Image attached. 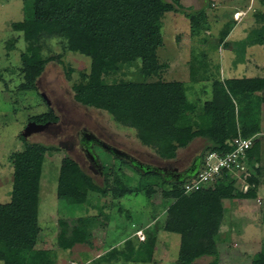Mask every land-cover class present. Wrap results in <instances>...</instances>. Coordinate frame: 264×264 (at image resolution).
I'll use <instances>...</instances> for the list:
<instances>
[{"label":"rangeland","instance_id":"obj_1","mask_svg":"<svg viewBox=\"0 0 264 264\" xmlns=\"http://www.w3.org/2000/svg\"><path fill=\"white\" fill-rule=\"evenodd\" d=\"M181 2L193 7L192 10L181 9L187 12L204 8L205 25L195 34L190 31L188 19L183 14L165 13L161 29L162 46L157 54L159 62L167 65L162 77L179 80L188 86L187 96L198 110L204 101L212 97L214 81L223 84L229 78L264 76V45L247 47L245 41L252 29L264 27V0ZM23 15V0H0V203L10 201L14 170L12 156L27 144H41L47 149L39 181L38 236L27 241L11 239L8 244L51 251L54 264H175L180 245L178 234L156 229V241L150 257L142 252L140 243L145 241L149 225L158 220L161 226L163 222L166 204L162 199L161 179L164 176L178 177V174L191 169L194 159L203 150L205 140L195 138L187 147L179 149L175 158L160 159L155 150L137 139L133 128L119 125L109 113L84 106L74 99L72 87L83 81L82 75L88 73L90 58L64 51L57 40L50 41L44 48L43 54L49 60L36 79V90H21L20 53L25 50L26 43L22 32L14 31L11 24L21 21ZM256 15H261L263 19ZM11 41L14 46L9 48L8 42ZM139 66V59H123L104 70L101 78L106 83L143 81ZM192 67L194 77L190 71ZM43 94L58 121L49 124L44 131L22 139L20 134L28 121L50 110ZM263 98L264 91L248 98L249 103L258 105L262 125L261 135L255 138L259 143L255 157L260 162L261 180L257 195L253 199L224 202V217L220 231L214 237V245L206 239L201 241L195 259L197 264L212 262L214 253L218 255V264H249L264 244ZM82 132L93 133L102 142L125 152L140 167L164 170V176H142L133 162L116 157L102 146L90 145L89 153L97 160V164L93 165L80 145ZM74 164L95 184L103 186L106 182L109 192L111 187L120 190L123 185L131 193L121 198L112 193L107 196L87 193L82 205L68 204ZM231 175L234 180L231 190L245 192L248 166ZM115 178L121 182L118 187L114 185ZM78 218L81 220L77 221ZM60 220L66 222L68 234L65 235L70 240L73 239L70 232L72 224L80 223L89 233L88 241L69 249L63 248L57 240ZM140 229L144 240L136 235ZM130 244L134 250H129ZM0 264L3 263L0 261Z\"/></svg>","mask_w":264,"mask_h":264},{"label":"trees","instance_id":"obj_2","mask_svg":"<svg viewBox=\"0 0 264 264\" xmlns=\"http://www.w3.org/2000/svg\"><path fill=\"white\" fill-rule=\"evenodd\" d=\"M167 12L183 14L188 19L190 31L195 34L206 22L204 8L187 12L169 0H23V19L13 22L11 28L22 32L26 43L25 50L20 53L21 90H36V79L49 60L43 54L44 48L50 41L57 40L64 51L90 58L88 73L82 75L83 81L72 87L74 99L84 106L109 113L119 125L133 128L137 139L155 150L160 159L175 158L177 151L187 147L195 138L205 140L203 150L194 159L191 169L179 177L167 178L164 170L140 167L138 162L131 160L142 176H164L160 186L166 204L163 222L161 226L158 220L149 225L145 241L140 243L142 252L151 256L156 229H159L180 236L175 264H197L195 259L201 241L206 239L214 245V237L220 231L224 217V202L256 197L261 181L260 162L255 157L259 143L254 139L256 144L253 143L244 153L243 163L249 171L245 192L231 190L234 180L230 171H223L212 188L185 193L184 184L202 167L210 152L219 155L230 152L233 147L229 142L239 134L255 138L261 135L260 109L253 102L249 103L248 98L264 91V76L229 78L223 84L214 81L212 97L198 110L187 96L188 86L179 80L162 77L167 65L159 62L157 52L162 46V19ZM256 17L262 18L261 15ZM245 41L247 47L264 45V27L252 29ZM13 46L12 41L8 42L9 48ZM123 59H139L144 80L104 82L102 72ZM190 71L193 76L194 68ZM149 78L155 79L150 81ZM30 121L49 125L57 123L58 116L50 107L48 113ZM20 135L25 138L22 133ZM46 149L41 144H27L12 156L14 170L10 201L0 203V261L3 264H54L51 251L8 244L11 239L35 240L40 231L39 181ZM70 182L68 204L72 206L82 205L87 193L102 196L112 193L118 198L131 193L122 184L120 190L113 186L109 192L106 182L103 186L95 184L76 164L71 170ZM114 183L118 187L121 182L115 178ZM66 226V222L59 221L57 240L63 248L69 249L88 241L89 233L82 224H72L71 240L65 235L68 234ZM130 245L129 250H134ZM121 254L125 256V253ZM214 255L215 259L208 264H218V255ZM249 264H264V244Z\"/></svg>","mask_w":264,"mask_h":264},{"label":"built area","instance_id":"obj_3","mask_svg":"<svg viewBox=\"0 0 264 264\" xmlns=\"http://www.w3.org/2000/svg\"><path fill=\"white\" fill-rule=\"evenodd\" d=\"M255 136L243 137L240 134L234 137L229 145L233 147L230 152L219 155L210 152L206 155L204 164L199 168L191 179L184 184V192L189 193L200 189H207L215 185L221 177L223 171L235 172L243 170L245 164L243 159L245 151L254 143ZM140 240H144L142 230L136 231Z\"/></svg>","mask_w":264,"mask_h":264},{"label":"water","instance_id":"obj_4","mask_svg":"<svg viewBox=\"0 0 264 264\" xmlns=\"http://www.w3.org/2000/svg\"><path fill=\"white\" fill-rule=\"evenodd\" d=\"M173 3L178 9H185V10H192L193 9L192 6H184L179 1H174ZM43 97L46 100L47 104L49 105L50 102L44 94H43ZM47 126H48V124H39V123H36L35 121H29L23 129L22 135L24 137H27V136L31 135L32 133L42 132L47 128ZM102 147H104L106 150L110 149L112 151V153H114L115 155H117L119 157L129 158V156L125 152H123L120 149H117L115 147H111L104 142L102 143Z\"/></svg>","mask_w":264,"mask_h":264},{"label":"flooded vegetation","instance_id":"obj_5","mask_svg":"<svg viewBox=\"0 0 264 264\" xmlns=\"http://www.w3.org/2000/svg\"><path fill=\"white\" fill-rule=\"evenodd\" d=\"M169 1H171L172 3L174 1H179L182 4L181 0H169ZM79 142H80V145L82 144L84 154L89 157V160L91 161V163H93V165H96L97 160L94 159L93 156L89 153L90 152V145L101 147L103 142L97 136H95V134L88 133V132L87 133L82 132V137L80 138ZM109 146H111V145H109ZM111 147H113V146H111ZM107 151L112 152L110 149ZM129 159H130V161L132 160L131 158H129ZM182 175L183 174L180 173V174H178V177L182 176Z\"/></svg>","mask_w":264,"mask_h":264},{"label":"bare ground","instance_id":"obj_6","mask_svg":"<svg viewBox=\"0 0 264 264\" xmlns=\"http://www.w3.org/2000/svg\"><path fill=\"white\" fill-rule=\"evenodd\" d=\"M237 16L239 15V13L236 14Z\"/></svg>","mask_w":264,"mask_h":264}]
</instances>
